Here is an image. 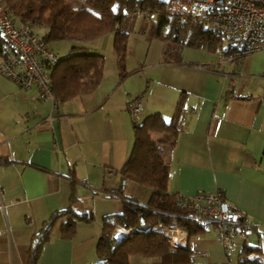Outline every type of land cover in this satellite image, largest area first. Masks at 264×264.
<instances>
[{
  "label": "crops",
  "instance_id": "obj_1",
  "mask_svg": "<svg viewBox=\"0 0 264 264\" xmlns=\"http://www.w3.org/2000/svg\"><path fill=\"white\" fill-rule=\"evenodd\" d=\"M31 30L40 37L47 28ZM69 41L72 45L68 51L61 47L60 57L53 50L57 59L98 53L103 74L95 89L55 109L34 86L20 89L0 74V264H25L33 234L55 210L64 208L91 213L92 218L77 222L69 236L62 234V221H57L36 264H96L102 218L122 210L121 199L110 191L121 184L117 170L131 151L133 121L157 113L168 122L178 100L186 111L174 146L165 152L167 190L188 196L220 192L244 214V236L234 237L232 247L225 248L211 230L188 235L176 228L171 235L181 237L186 256L181 252L173 263L131 255L130 263L264 264V49L228 61L220 48L208 43L196 47L204 51L202 59L185 58L177 46L182 61L165 62L162 47L146 80L135 76V70L127 74L124 64L126 75L118 81L122 70L116 58L117 69L107 82L104 55L89 50L87 41ZM7 51L3 42L0 60ZM136 97L141 112L132 116L130 105ZM123 192L145 204L151 188L127 179ZM127 230L119 226L116 235ZM247 247L252 251L243 253Z\"/></svg>",
  "mask_w": 264,
  "mask_h": 264
},
{
  "label": "trees",
  "instance_id": "obj_2",
  "mask_svg": "<svg viewBox=\"0 0 264 264\" xmlns=\"http://www.w3.org/2000/svg\"><path fill=\"white\" fill-rule=\"evenodd\" d=\"M0 2L14 24L26 23L30 28L46 27L47 31L40 36L45 43L72 39L89 41L111 33L113 51L122 70L121 79L126 75L124 59L128 50V32L139 14L146 17L156 16V22L152 24V29L148 33L151 37L164 41L162 56L165 62L182 61L177 46L169 45L167 40L195 47L208 43L214 49L220 48L222 55L228 52L227 48L221 47V43L228 39L226 35L202 22L180 21L175 14L166 10L167 0L80 2L0 0ZM166 24H169V28L163 31ZM2 41L0 33V45L3 44ZM49 70L52 91L58 105L76 94L89 92L97 87L103 74V57L98 53L77 52L57 59ZM183 105L181 100H178L168 122L157 113L147 115L140 122L133 121L131 151L117 170L121 184L117 189L110 191L111 195L121 199L122 210L119 213H108L102 218L101 232L96 245L99 256L96 264H131L129 261L131 255L155 257L161 261L175 263L181 252H185L186 256L187 250L181 251L180 248L173 247L168 241L167 230L180 228L188 235L204 230L196 224L193 211L181 206L176 201L177 194L167 190L168 162L163 147L172 148L177 134L183 128L186 111ZM127 179L151 188L145 204L131 195L124 194L123 182ZM91 218V213H79L71 208L55 210L31 237L25 264H36L41 246L57 221H62V234L69 236L74 232L77 222H87ZM119 226L128 229L129 233L116 239L115 230ZM249 251L252 249L247 247L243 253L247 254Z\"/></svg>",
  "mask_w": 264,
  "mask_h": 264
},
{
  "label": "built area",
  "instance_id": "obj_3",
  "mask_svg": "<svg viewBox=\"0 0 264 264\" xmlns=\"http://www.w3.org/2000/svg\"><path fill=\"white\" fill-rule=\"evenodd\" d=\"M165 7L180 21L202 22L226 35L228 52L221 57L228 61L264 49V0H167ZM0 33L8 50L0 60V74L10 78L20 89L34 86L52 109L57 108L49 70L57 62L55 53L28 24H14L1 2ZM130 112L132 116L140 113L141 103L133 101ZM176 201L192 210L196 224L213 231L223 247L231 248L234 237L244 236V214L235 210L220 192L177 195ZM175 229H169L168 233L173 247L182 244L181 237L173 240L176 237L171 232Z\"/></svg>",
  "mask_w": 264,
  "mask_h": 264
},
{
  "label": "rangeland",
  "instance_id": "obj_4",
  "mask_svg": "<svg viewBox=\"0 0 264 264\" xmlns=\"http://www.w3.org/2000/svg\"><path fill=\"white\" fill-rule=\"evenodd\" d=\"M74 2H80L81 0H73ZM156 22V16H144V15H138L136 17V21L134 23V26L129 30L128 32V38H127V45L128 50L125 55L124 64L126 67V71L129 73L132 71H138L135 76H140L138 78H143L146 80V75L153 70L152 64L159 60L161 56V49L163 47L164 41L158 38L151 37V35L148 33L152 29V24H155ZM36 28V27H34ZM169 28V24H166L164 26L163 31H166ZM37 32V31H36ZM38 34H41V32H37ZM107 39L104 42V35L100 36V38H97L96 40L87 41L85 45L89 46V50H98L99 53H102L104 55V68H105V75L107 76V82L111 79L113 76V70L116 68V56L113 53V46H112V35L111 33H106ZM86 42V41H85ZM72 41L69 40H54L49 41L48 45L54 50V52L60 57L63 53L62 48H64V51H68L70 46L72 45ZM167 43L172 46H178L182 48L184 57L189 59L190 57L198 59L203 58L204 51L202 49H198L196 47L191 46H183L182 43H176L174 40H167ZM228 42L225 39L221 43V47L225 48L227 46ZM4 45L6 46V43L4 42ZM186 45V44H185ZM219 49V48H218ZM220 50V49H219ZM203 53V54H202ZM55 54V55H56ZM57 57V56H56ZM141 66H144L141 68ZM129 73V75L131 74ZM116 75V74H115ZM121 80V77L118 81ZM138 80V79H137ZM116 81V79H115ZM116 81V82H118ZM141 82V79H139ZM143 89V88H142ZM143 89L142 91H144ZM169 148L163 147V153H165ZM117 231L115 230V236ZM176 240V239H174Z\"/></svg>",
  "mask_w": 264,
  "mask_h": 264
},
{
  "label": "clouds",
  "instance_id": "obj_5",
  "mask_svg": "<svg viewBox=\"0 0 264 264\" xmlns=\"http://www.w3.org/2000/svg\"><path fill=\"white\" fill-rule=\"evenodd\" d=\"M120 236H125V234H118V235H116L115 237H116V239H118Z\"/></svg>",
  "mask_w": 264,
  "mask_h": 264
},
{
  "label": "bare ground",
  "instance_id": "obj_6",
  "mask_svg": "<svg viewBox=\"0 0 264 264\" xmlns=\"http://www.w3.org/2000/svg\"><path fill=\"white\" fill-rule=\"evenodd\" d=\"M174 239H176V240H174ZM174 239H173L174 241H177L178 240V238H174Z\"/></svg>",
  "mask_w": 264,
  "mask_h": 264
},
{
  "label": "water",
  "instance_id": "obj_7",
  "mask_svg": "<svg viewBox=\"0 0 264 264\" xmlns=\"http://www.w3.org/2000/svg\"><path fill=\"white\" fill-rule=\"evenodd\" d=\"M177 247H178V248H181V245H178Z\"/></svg>",
  "mask_w": 264,
  "mask_h": 264
}]
</instances>
